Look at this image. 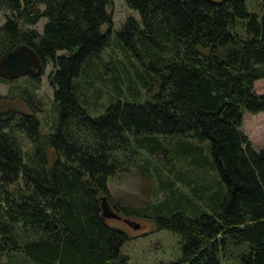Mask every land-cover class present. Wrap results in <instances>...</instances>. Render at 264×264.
<instances>
[{
    "label": "trees",
    "instance_id": "1",
    "mask_svg": "<svg viewBox=\"0 0 264 264\" xmlns=\"http://www.w3.org/2000/svg\"><path fill=\"white\" fill-rule=\"evenodd\" d=\"M123 1L139 19L112 35V0H0V59L24 47L41 64L0 95V264H128L100 199L134 169L163 199L115 209L181 236L168 264H220L241 246V264H264V147L242 131L264 114V0L261 16L245 0Z\"/></svg>",
    "mask_w": 264,
    "mask_h": 264
},
{
    "label": "rangeland",
    "instance_id": "2",
    "mask_svg": "<svg viewBox=\"0 0 264 264\" xmlns=\"http://www.w3.org/2000/svg\"><path fill=\"white\" fill-rule=\"evenodd\" d=\"M245 6L249 14L262 15V0H245ZM106 11L112 14V35L118 32L126 18L139 19L138 14L127 8L123 0H112ZM6 14L8 13L0 12V26L4 24ZM45 22L46 20L42 19L36 26L29 28L41 32ZM108 29L107 25L102 26L101 33L107 32ZM52 70L50 64L45 67L44 74L40 76V85L37 91L45 104L44 114L40 116L41 129L44 132L49 131L51 122L50 108L53 91L49 84L48 75ZM23 78L26 79L25 76H22L15 80H8L9 84L0 82V95L6 96L10 86L23 84ZM256 89L258 93H264V84H260ZM91 97V106L97 110V114H101L108 106L105 96L93 93ZM12 107L20 109L17 103L13 104ZM242 131L248 136L254 150L258 151L263 148L264 114L260 113L256 116L245 114ZM157 182L152 177L140 175L139 171L134 169L126 175L111 178L107 183L109 192L106 196V204L121 219H106V222L110 227L125 232L129 237V240L123 246L128 264H168L178 261L181 257L184 243L179 234L166 229L157 230L156 219L127 218L115 209L116 205L143 207L148 203H156L162 200L163 195L156 192ZM123 219H127L132 225H139V228L134 230L132 225L126 224ZM243 252H246V248L243 246L232 249L226 256L219 257L220 264H241L240 255Z\"/></svg>",
    "mask_w": 264,
    "mask_h": 264
},
{
    "label": "water",
    "instance_id": "3",
    "mask_svg": "<svg viewBox=\"0 0 264 264\" xmlns=\"http://www.w3.org/2000/svg\"><path fill=\"white\" fill-rule=\"evenodd\" d=\"M41 64L35 52L32 49L17 47L11 52H8L0 59V77L7 80H15L27 74H37L40 72ZM36 71V72H35ZM101 215L106 219H121V217L110 210L106 204V197H101ZM128 225H132L127 219H123ZM134 230L139 228V225H132Z\"/></svg>",
    "mask_w": 264,
    "mask_h": 264
}]
</instances>
